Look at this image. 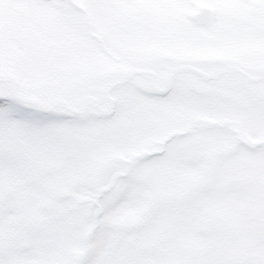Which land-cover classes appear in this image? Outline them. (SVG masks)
Returning a JSON list of instances; mask_svg holds the SVG:
<instances>
[{
    "label": "snow or ice",
    "instance_id": "snow-or-ice-1",
    "mask_svg": "<svg viewBox=\"0 0 264 264\" xmlns=\"http://www.w3.org/2000/svg\"><path fill=\"white\" fill-rule=\"evenodd\" d=\"M0 264H264V0H0Z\"/></svg>",
    "mask_w": 264,
    "mask_h": 264
}]
</instances>
